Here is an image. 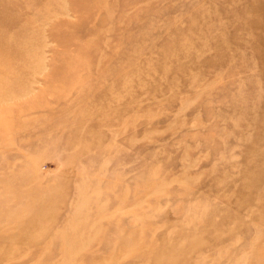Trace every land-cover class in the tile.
<instances>
[{"label": "rangeland", "instance_id": "374dc122", "mask_svg": "<svg viewBox=\"0 0 264 264\" xmlns=\"http://www.w3.org/2000/svg\"><path fill=\"white\" fill-rule=\"evenodd\" d=\"M0 264H264V0H0Z\"/></svg>", "mask_w": 264, "mask_h": 264}]
</instances>
